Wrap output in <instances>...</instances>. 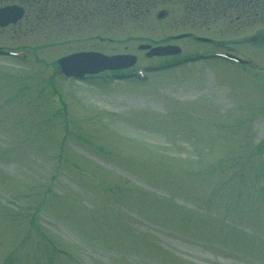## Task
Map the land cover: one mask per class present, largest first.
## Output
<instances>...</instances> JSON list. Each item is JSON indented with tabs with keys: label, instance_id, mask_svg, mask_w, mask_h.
I'll return each instance as SVG.
<instances>
[{
	"label": "rangeland",
	"instance_id": "1",
	"mask_svg": "<svg viewBox=\"0 0 264 264\" xmlns=\"http://www.w3.org/2000/svg\"><path fill=\"white\" fill-rule=\"evenodd\" d=\"M246 3L86 0L76 17L48 0L0 29V49L30 51L0 53V264H264V0ZM79 50L135 54L146 78L58 73Z\"/></svg>",
	"mask_w": 264,
	"mask_h": 264
},
{
	"label": "water",
	"instance_id": "2",
	"mask_svg": "<svg viewBox=\"0 0 264 264\" xmlns=\"http://www.w3.org/2000/svg\"><path fill=\"white\" fill-rule=\"evenodd\" d=\"M23 14V8L17 5L0 8V25L16 22ZM141 49H149L147 55H166L180 52L178 46H156L148 44L140 46ZM59 64L68 76L83 77L87 73H96L105 69H118L128 67L136 62V56L129 54H117L108 56L94 51H82L73 53L59 59Z\"/></svg>",
	"mask_w": 264,
	"mask_h": 264
},
{
	"label": "flooded vegetation",
	"instance_id": "3",
	"mask_svg": "<svg viewBox=\"0 0 264 264\" xmlns=\"http://www.w3.org/2000/svg\"><path fill=\"white\" fill-rule=\"evenodd\" d=\"M48 0H20L19 3L25 5H32L34 4H45L47 3ZM203 1V0H201ZM215 1V0H214ZM234 1V3H233ZM232 2H230L229 5L225 6L226 10L227 9H231L230 7H232L233 9H235V12H246L249 10V3L245 4V0H233ZM243 2V3H242ZM12 3H16L15 1H8L6 2L4 5H8V4H12ZM18 3V2H17ZM242 3V4H241ZM3 6V5H2ZM208 8V6L206 4H197L196 5V9L199 10H206ZM213 9H216V5L213 6ZM233 13V12H232ZM241 16V14H237V18H239ZM10 26V25H9ZM14 26V25H11Z\"/></svg>",
	"mask_w": 264,
	"mask_h": 264
}]
</instances>
